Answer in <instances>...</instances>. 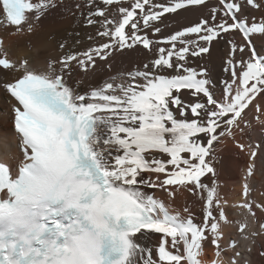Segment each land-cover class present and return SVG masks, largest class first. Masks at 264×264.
<instances>
[{"label":"snow or ice","instance_id":"snow-or-ice-1","mask_svg":"<svg viewBox=\"0 0 264 264\" xmlns=\"http://www.w3.org/2000/svg\"><path fill=\"white\" fill-rule=\"evenodd\" d=\"M201 8L207 15L182 23ZM74 9L65 0H0L4 23L17 30H31L26 12L40 21L53 10L92 30L84 47L79 32H68L44 71L0 58V69L18 73L2 85L14 101V137L0 132V264H241L222 258L236 247L230 240L222 248L223 226L237 222L218 192L215 144L264 95V20L237 19L264 11L261 3L243 0L242 10L226 0H76ZM221 46L230 79L217 96L210 68L193 67L192 58L211 61ZM125 49L148 59L119 82L92 83L98 61ZM176 188L198 198L200 223L189 206L172 211L144 191L172 198ZM242 196L235 208L257 224L252 235L264 234L256 217L264 203L247 182ZM237 231L249 238L246 218ZM206 241L211 261L201 259Z\"/></svg>","mask_w":264,"mask_h":264},{"label":"bare ground","instance_id":"bare-ground-1","mask_svg":"<svg viewBox=\"0 0 264 264\" xmlns=\"http://www.w3.org/2000/svg\"><path fill=\"white\" fill-rule=\"evenodd\" d=\"M36 3L38 0H31ZM76 0H65L66 5L72 6ZM210 3H215L216 0H209ZM226 2L241 4L243 10V0H226ZM261 3V8L264 9V0H258ZM208 9L201 8L199 12L189 13L182 20L183 24H191L195 22L197 17L207 15ZM175 15V14H168ZM34 13H29L26 19L31 20L32 27L29 31L27 24L17 28L8 26L6 23H0V57L7 56L12 62L19 65L27 61L30 67L37 64H47L50 59H54L60 55L59 43L67 38L68 32H79L80 39L84 42L80 47L88 44L86 39L87 34L92 31L89 28L79 27L74 28L73 19L70 14L61 10H53L51 13H46L40 21L33 19ZM237 19H243L246 23L261 22L264 20V11L257 10L254 13L242 11L237 13ZM179 25L169 27L163 34L173 31ZM236 42L242 43V37L237 33L233 37ZM75 39V37H73ZM139 47V46H138ZM223 47L212 49L211 61L205 56L201 58H192V66L207 65L210 68L212 75L211 88L220 95L222 82L226 74L222 71L223 64ZM148 59V55L142 49L132 51L125 49L123 53H113L107 60V63L98 61L100 67L96 70V79L92 83H101L104 80H110L115 76L119 82L122 75L131 71L136 66H142ZM18 75L16 70H1L0 69V132L6 133L14 137L12 133L11 114L6 106V95L1 89L2 81L11 79ZM216 80H220L221 84L217 85ZM184 99L189 100L191 97L185 93ZM259 109V110H258ZM232 135L222 137V143H216L217 151L215 155V168L217 171L218 192L222 198V203L226 201L230 206L228 208L229 220L237 223L223 226V240L221 241L222 248L228 246L229 241H235L236 247L231 251H224L222 258L227 260L230 257H235L244 264L245 261H251L252 264H264V257L261 252H264V234L252 235L259 233L257 224L253 222L252 217L235 208V205L243 200L242 191L245 182L251 189V198L257 202L264 203V95L258 96L249 109L245 110L243 121L239 126H233L231 129ZM13 143L16 141L13 138ZM238 144H243L244 148L238 147ZM251 146V147H250ZM257 150V157H251V151ZM253 165V175L249 176L247 167ZM208 182V181H206ZM148 195L154 194L155 198L160 199L172 211L180 210L184 206H189L192 212L198 217L197 223H200L202 218L201 206L197 197L191 195L182 188L175 189V195L169 198L166 193L159 189H144ZM183 214V213H182ZM256 217L259 220H264V210L256 209ZM247 219L248 239H242L237 231V225L240 221ZM148 244L150 242L144 241ZM214 249L206 241L203 245L201 259L203 261H211L213 259ZM239 253V256L236 254Z\"/></svg>","mask_w":264,"mask_h":264}]
</instances>
